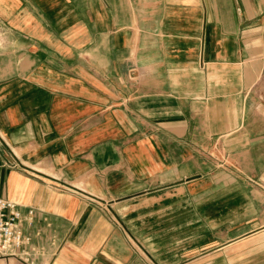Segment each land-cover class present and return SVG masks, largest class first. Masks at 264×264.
Segmentation results:
<instances>
[{"label": "crops", "instance_id": "obj_1", "mask_svg": "<svg viewBox=\"0 0 264 264\" xmlns=\"http://www.w3.org/2000/svg\"><path fill=\"white\" fill-rule=\"evenodd\" d=\"M0 26L30 236L0 264H264V0H0Z\"/></svg>", "mask_w": 264, "mask_h": 264}, {"label": "built area", "instance_id": "obj_2", "mask_svg": "<svg viewBox=\"0 0 264 264\" xmlns=\"http://www.w3.org/2000/svg\"><path fill=\"white\" fill-rule=\"evenodd\" d=\"M31 212L32 210H29L28 215ZM21 217L22 214L15 202L0 197V255L22 252L29 245L30 236L23 233L18 226Z\"/></svg>", "mask_w": 264, "mask_h": 264}, {"label": "rangeland", "instance_id": "obj_3", "mask_svg": "<svg viewBox=\"0 0 264 264\" xmlns=\"http://www.w3.org/2000/svg\"><path fill=\"white\" fill-rule=\"evenodd\" d=\"M3 38H4V29H2V27L0 26V45L2 43Z\"/></svg>", "mask_w": 264, "mask_h": 264}]
</instances>
